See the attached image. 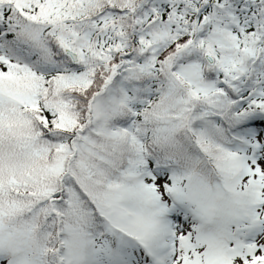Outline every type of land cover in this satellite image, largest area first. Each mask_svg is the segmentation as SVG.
I'll list each match as a JSON object with an SVG mask.
<instances>
[{"label":"snow or ice","instance_id":"1","mask_svg":"<svg viewBox=\"0 0 264 264\" xmlns=\"http://www.w3.org/2000/svg\"><path fill=\"white\" fill-rule=\"evenodd\" d=\"M0 264H264V0H0Z\"/></svg>","mask_w":264,"mask_h":264}]
</instances>
